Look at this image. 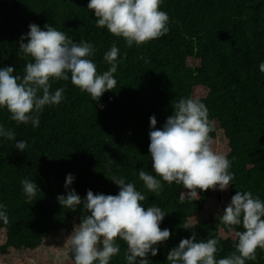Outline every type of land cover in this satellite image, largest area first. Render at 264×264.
Segmentation results:
<instances>
[{"label":"trees","instance_id":"16d2710c","mask_svg":"<svg viewBox=\"0 0 264 264\" xmlns=\"http://www.w3.org/2000/svg\"><path fill=\"white\" fill-rule=\"evenodd\" d=\"M88 0H0V67L13 66L23 75L28 62L18 55V40L30 23L50 24L74 41L91 42L98 72L110 66L103 56L113 44L120 49L117 86L103 94L101 109L69 81L52 82V90L65 88V100L46 107L39 127L16 124L0 109V124L27 141L25 152L14 141L0 139V203L6 205L8 222L0 221V264L12 255L25 261L45 249L46 257L31 264H56L50 256L60 252L57 264H74L68 236L84 211L62 208L67 174L76 177L72 188L82 197L87 190L115 195L118 187L106 176L115 174L134 182L146 197L168 213L161 228L172 230L149 264H167L168 251L193 229L198 239H218L216 258L235 252V231L218 217L237 190L251 191L264 200V0H163L169 16L166 35L139 48H128L122 38L95 26ZM143 57V59H140ZM203 102L213 122L214 150L231 161L234 175L227 191L207 190L200 199H180L182 185L163 183L159 195L149 192L138 178L143 168L151 172L148 153L149 117L161 127L180 98ZM154 174V173H153ZM35 180L41 191L27 203L21 181ZM219 205L217 212L209 207ZM214 212V213H213ZM207 213L208 218H202ZM110 264H126L123 241ZM50 250V251H49ZM53 254V255H52ZM247 264H264V249Z\"/></svg>","mask_w":264,"mask_h":264},{"label":"clouds","instance_id":"9594fccd","mask_svg":"<svg viewBox=\"0 0 264 264\" xmlns=\"http://www.w3.org/2000/svg\"><path fill=\"white\" fill-rule=\"evenodd\" d=\"M163 0H88L87 9L95 17V26L122 38L128 48L158 39L169 31V16L161 10ZM18 55L27 60L23 75H14L13 66L0 67V109H6L16 124L39 127L40 115L46 107L57 106L65 100V88L52 90V82L69 81L87 93L101 109L99 101L104 93L117 86L114 74L118 70L120 49L113 46L105 52L104 62L110 67L98 72L94 61L96 48L91 42L72 40L66 33L50 24L43 28L36 23L18 40ZM143 59V57H140ZM264 72V62L259 65ZM172 115L157 127V118L149 117V145L151 172L140 168L138 178L149 192L159 195L163 183L182 185L180 199H200L209 189L227 191L234 180L229 171L231 161L214 150L213 122L206 105L196 98H180L173 106ZM0 139L14 141V148L25 152L27 141L17 140L13 129L0 124ZM154 173V174H153ZM118 187L115 195L87 190L79 195L72 185L74 174H67L64 194L56 199L62 208L84 211L83 218L68 236L74 264H110L126 244V264H149L160 247L173 234L161 224L165 213L153 203L145 207V195L134 182L118 175L106 176ZM27 203L41 191L35 180L21 181ZM229 231L234 226L235 252L217 259L218 239H198L195 225L185 222L183 229H193L188 238L171 248L167 264H247L257 259V248L264 249V200L251 191L237 190L230 202L218 214ZM0 221L8 222L6 205L0 203Z\"/></svg>","mask_w":264,"mask_h":264},{"label":"rangeland","instance_id":"374dc122","mask_svg":"<svg viewBox=\"0 0 264 264\" xmlns=\"http://www.w3.org/2000/svg\"><path fill=\"white\" fill-rule=\"evenodd\" d=\"M214 205V207L213 206H211V207H209V209L211 210V211H214V212H217V211H219L220 209H218V208H220L219 207V205H218V207H217V205H215V204H213ZM213 212V213H214ZM208 214L207 213H202V218H208ZM50 251V250H49ZM53 253H54V255L53 256H50L49 258H51L52 260H53V262L54 263H56L57 264V261H55V258L56 259H59L60 258V255H61V253L60 252H56V251H54L53 249L51 250ZM45 252H46V250L45 249H42V250H40L39 252L38 251H36V252H34L35 254H33L32 256V261L33 262H37V260H35L36 258H40V257H46L45 256ZM38 256V257H37ZM36 257V258H35ZM32 261H30V257H27V259H26V264H31L32 263ZM1 264H25V261H22V257H18V255H12V256H9V257H7L6 259H4V260H2L1 261Z\"/></svg>","mask_w":264,"mask_h":264}]
</instances>
